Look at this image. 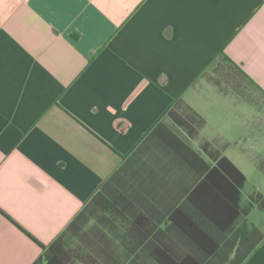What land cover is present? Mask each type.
Masks as SVG:
<instances>
[{
    "label": "crops",
    "instance_id": "crops-1",
    "mask_svg": "<svg viewBox=\"0 0 264 264\" xmlns=\"http://www.w3.org/2000/svg\"><path fill=\"white\" fill-rule=\"evenodd\" d=\"M238 140L247 145L234 158ZM125 156L129 171L173 173L164 188L186 206L230 159L246 175L241 211L258 227L264 0H0V264H47L41 244ZM251 164L261 182L245 197ZM243 264H264V240Z\"/></svg>",
    "mask_w": 264,
    "mask_h": 264
},
{
    "label": "trees",
    "instance_id": "trees-1",
    "mask_svg": "<svg viewBox=\"0 0 264 264\" xmlns=\"http://www.w3.org/2000/svg\"><path fill=\"white\" fill-rule=\"evenodd\" d=\"M124 158L60 235L41 244L47 264H243L264 240L241 211L246 175L230 159L202 175L186 206L164 188L175 185L173 173L129 171ZM251 206L264 211V194Z\"/></svg>",
    "mask_w": 264,
    "mask_h": 264
},
{
    "label": "rangeland",
    "instance_id": "rangeland-1",
    "mask_svg": "<svg viewBox=\"0 0 264 264\" xmlns=\"http://www.w3.org/2000/svg\"><path fill=\"white\" fill-rule=\"evenodd\" d=\"M219 109V105H217V108H216V110L214 111V118H215V120H216V123H221V125L223 126L224 125V117H225V113H224V111H219L218 110ZM232 114L233 115H235V114H238V115H240L241 114V111L240 110H237V111H233L232 112ZM233 130H234V133L238 130L237 128L235 129V128H233ZM236 130V131H235ZM218 141H219V139H218ZM246 143H244V141H237L236 143H233L230 147H229V149H228V153L230 154V155H232L234 158H236L235 156L236 155H238L239 154V150L241 149V147H246ZM248 146H250V147H252L253 145H251V143H250V145H248ZM257 152H255V154H254V156H257ZM263 154V153H262ZM262 154H258V156H262ZM255 158V157H254ZM239 162V161H238ZM251 169H248V168H246V170H247V172H248V175H249V178H250V180H249V182H248V184H247V186H246V188H245V190H244V195H245V197H247V195H248V193H250V192H252V190L255 188V186L257 185V183H259V182H261L260 181V178L255 174V173H253L252 172V168L253 169H255V171H257V168L253 165V164H251ZM258 187V186H257ZM256 187V188H257ZM258 222H257V225H258V227L260 228V230H262L263 232H264V216H261L258 220H257Z\"/></svg>",
    "mask_w": 264,
    "mask_h": 264
}]
</instances>
